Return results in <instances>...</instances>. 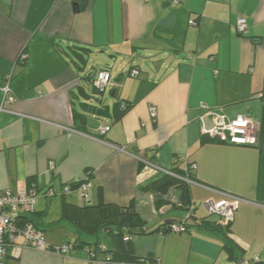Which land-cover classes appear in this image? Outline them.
<instances>
[{"label": "crops", "instance_id": "0c3cea01", "mask_svg": "<svg viewBox=\"0 0 264 264\" xmlns=\"http://www.w3.org/2000/svg\"><path fill=\"white\" fill-rule=\"evenodd\" d=\"M241 15L246 35L236 28ZM56 42L89 46L109 67L119 63L108 104H132L121 120L84 114L74 94L80 77ZM126 59L133 60L129 71ZM10 73L15 100L3 103ZM263 88L264 0H0V190L40 193L36 217L47 242L71 247H26L15 263L110 264L109 251L128 241L137 264H264V141L238 145L206 133L214 123L208 109L259 123ZM101 126L110 129L101 134ZM191 164L195 211L187 231L177 232L169 225L188 215L179 190L160 194L149 185L163 170ZM83 182L88 199L78 189ZM48 189L52 196L44 195ZM225 193L242 199L234 220L210 219L230 227L240 262L200 223L209 215L207 200ZM131 203L144 229L157 230L122 239L108 226L97 230L122 219ZM79 237L85 246L75 244Z\"/></svg>", "mask_w": 264, "mask_h": 264}, {"label": "trees", "instance_id": "16d2710c", "mask_svg": "<svg viewBox=\"0 0 264 264\" xmlns=\"http://www.w3.org/2000/svg\"><path fill=\"white\" fill-rule=\"evenodd\" d=\"M254 41L258 43L260 40L254 39ZM55 46L66 57L68 62L73 65V67L77 71V74L80 77L81 85L77 88V91L74 92V94L77 97L82 98L79 107L84 112V114L94 115L98 118H109L113 122L121 120L132 107V104L129 101H126V99L119 98L114 102L113 105H110L106 103L103 98L91 94L86 87V86H92L97 92L103 93V91H100L95 87L94 82L101 71L104 70L109 71V65H106L104 67H97V66L89 67V60L93 53V49L89 46L80 43L63 46L60 42H56ZM259 96L262 100V113L259 123H256V125L258 126L257 144H262L264 141V88ZM218 140L220 142H225L220 139ZM193 165L194 164H191L189 165L188 168L185 169L174 168L170 171L172 175L164 173L160 179L153 181L149 185L150 190L160 194H167L171 188L177 187V189L179 190V197L181 203L180 208L186 211L188 215L185 220L182 219L176 222V224L185 223L184 231H187L189 227V223L191 222V219L193 218V213L195 211L192 201V194H191V183L194 181V177L192 174V169H194ZM141 166H143L142 163ZM100 199H102L101 188L99 189V201ZM161 202H162L161 199L157 198L155 200L156 206H158V208L161 205ZM119 215L122 217V219L113 220L111 221V223L107 222L106 224L101 223V225L97 228V230L99 229L101 230L104 227L108 226L110 228V232L112 233L114 239H119V238L122 239L126 235L131 236L132 234H146L151 231L157 230V229H153L151 231H148L144 229V221L141 218L140 214L137 211H135L134 203H131L128 207L123 208L119 213ZM212 216H218V215L209 213L207 217L201 219L200 223L203 226H205L207 229H212L213 231H216L218 234L221 235L223 242V250L227 254L229 260L240 262L242 251L237 241L231 236L230 227L229 226L223 227L218 221L211 220L210 217ZM227 222L230 224L232 221H227ZM36 224L37 226L42 227V229L44 230L41 222L38 221L37 217H36ZM173 224L175 223L169 225L170 228ZM80 239L82 238L79 237V239L75 241V244L78 243L79 246H85V244L87 243H85V241ZM66 244H70V243L67 242ZM95 245H96L95 246L96 249L94 250L95 252L97 250H101L99 241H97ZM109 252L110 253L108 255L107 262L110 264H137L138 262H140L139 258L133 254L132 250L128 246V241L122 243L119 242L117 248L114 251H109ZM92 255L94 256L95 253L92 252ZM14 257L17 256L13 254L12 249L9 248L4 257V264H16L14 261L15 259ZM258 262L259 261H256L255 263ZM149 263L151 262L149 261Z\"/></svg>", "mask_w": 264, "mask_h": 264}, {"label": "built area", "instance_id": "2783aa9c", "mask_svg": "<svg viewBox=\"0 0 264 264\" xmlns=\"http://www.w3.org/2000/svg\"><path fill=\"white\" fill-rule=\"evenodd\" d=\"M195 24V21H191ZM236 28L241 35L248 32L247 18L241 15L236 23ZM133 76H138V71L131 72ZM12 73L7 75V84L3 87V103L13 102L15 100L10 80ZM112 75L110 71H101L96 78L94 85L100 91L105 92L110 83ZM207 108L206 105H202ZM3 109L0 108V111ZM150 113L153 118L157 116L155 106L150 107ZM206 114L214 117L213 126L206 130L211 137L223 140L227 143L238 145H255L257 144V128L256 122L249 116L239 115L234 119H229L225 114L208 109ZM110 126L99 127V132L105 134ZM150 164V163H148ZM54 167V163H51ZM195 167V165H193ZM165 174H171L170 171L163 170ZM84 193L85 198L90 197L89 182H83L78 186ZM70 190L69 186L65 187V191ZM53 189H48L44 195L52 196ZM40 193L35 190H25L13 193L9 189L0 190V264H4V257L9 248L12 253L23 248H35L38 250H54L58 253H64L71 249L70 245L52 247L46 240V234L42 227L37 226L35 214L38 210V200ZM242 199L232 193H225L223 198L218 201L213 199L207 200L206 208L209 213L216 214L227 221H233L239 202ZM185 224V223H184ZM183 223L173 224L171 229L177 232L185 230ZM256 260H258L256 258ZM247 264V263H246ZM249 264V263H248Z\"/></svg>", "mask_w": 264, "mask_h": 264}, {"label": "rangeland", "instance_id": "374dc122", "mask_svg": "<svg viewBox=\"0 0 264 264\" xmlns=\"http://www.w3.org/2000/svg\"><path fill=\"white\" fill-rule=\"evenodd\" d=\"M125 61H127V63H125L123 68L126 69V71H129L131 66H132L133 60L126 59ZM107 64L108 63H106L105 61H101L99 59H95L94 56L90 57V60H89V67H92V66L104 67ZM110 64H111V66L109 67V70H110V73L112 75V78H111V81L108 84L105 92H103V93L97 92L92 86H86L87 90L91 94H94L95 96L103 98L104 101L107 102V103L111 102L113 100L111 98V96H110V90L113 88L112 85L115 84V78L120 74V72H122V71L119 72V70H123V69H120L119 63L115 62V63H110ZM77 102H78V99H77ZM77 105H78V103H77Z\"/></svg>", "mask_w": 264, "mask_h": 264}, {"label": "water", "instance_id": "95a60500", "mask_svg": "<svg viewBox=\"0 0 264 264\" xmlns=\"http://www.w3.org/2000/svg\"><path fill=\"white\" fill-rule=\"evenodd\" d=\"M119 81H120V78L115 79V82H119ZM115 96H116V90L114 89L112 91V97H115Z\"/></svg>", "mask_w": 264, "mask_h": 264}]
</instances>
